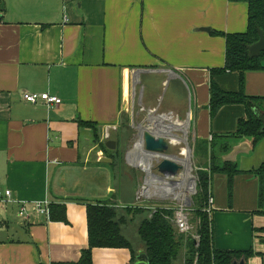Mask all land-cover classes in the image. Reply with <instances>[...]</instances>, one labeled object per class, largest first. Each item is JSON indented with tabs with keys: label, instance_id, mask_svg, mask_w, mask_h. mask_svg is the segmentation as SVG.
<instances>
[{
	"label": "crops",
	"instance_id": "obj_1",
	"mask_svg": "<svg viewBox=\"0 0 264 264\" xmlns=\"http://www.w3.org/2000/svg\"><path fill=\"white\" fill-rule=\"evenodd\" d=\"M3 2L0 184L14 198L0 202V264L77 263L89 248L87 205L132 206L136 195L125 194L124 186L127 181L141 183V177L131 175L137 169L127 155H120L119 164L112 166L113 160L94 143L89 130L79 128L80 122L98 124L106 146L110 135L117 134L123 114L130 119L137 107L161 106V94L158 104L149 94L162 84L173 118L186 115L194 143L212 141L214 136L219 142L221 136L236 132L239 120L247 118L244 106L223 107L211 118V71L224 68L226 62V40L214 33L246 32L248 5L229 0ZM214 80L223 91L240 89L239 74ZM178 88L184 92L182 100ZM26 93H49L62 104L54 109L32 105L24 101ZM245 94L264 98V71L246 74ZM180 102L183 112L177 108ZM112 141L119 147L124 140ZM228 142L232 146L228 154L244 143L250 147L236 159L241 171L264 163V139L256 145L249 138ZM119 165L123 166L120 191L113 185L112 169ZM259 187L257 177L238 175L230 198L228 177H211L215 247L252 249L255 256L247 264H264V203L259 202ZM41 201L65 205L68 223L51 222L35 213L26 221L19 217L22 203L31 210ZM92 259L93 264H130L131 253L95 249Z\"/></svg>",
	"mask_w": 264,
	"mask_h": 264
},
{
	"label": "trees",
	"instance_id": "obj_2",
	"mask_svg": "<svg viewBox=\"0 0 264 264\" xmlns=\"http://www.w3.org/2000/svg\"><path fill=\"white\" fill-rule=\"evenodd\" d=\"M232 3H246L248 5V27L244 33L225 34L214 33L226 40V62L224 68L211 71L210 103L211 118L226 106L242 105L246 108L247 118L238 122L236 132L227 136H214L212 141L194 143V157L200 162L197 171V193L193 197L190 212L196 224V235L179 234L173 222L175 208L171 206L134 204L118 208L111 204L100 203L87 205V223L89 248L82 253L77 263L52 264H93L92 254L95 249H126L131 253L133 264L139 253H145L150 264H233L244 259L248 261L255 256V252L218 250L215 247L214 231L211 216L206 212L211 194V177L223 174L228 177L229 197L233 195L235 177L249 175L260 181L259 202L264 203V163L257 169L243 172L236 162H221V157L227 155L232 146L229 138H249L254 145L264 139V98L250 97L245 94L246 74L264 71V52L259 57H251L249 48L259 41V30L264 33V0H229ZM4 12V2L0 0V15ZM227 73L240 76L238 92H226L215 83V77ZM121 128L129 129V117L123 114ZM81 130H89L95 144H98L106 157L113 160L116 166L120 155H112L105 143L101 141V127L94 122L79 124ZM120 129V128H119ZM118 129V131H119ZM117 131V133H118ZM124 133V132H123ZM119 135V134H118ZM121 136V135H120ZM123 137V136H122ZM120 140H122L119 137ZM119 140V142H121ZM116 154V152H115ZM118 154V153H117ZM119 157V159H118ZM51 222L68 223L65 205L51 204ZM134 228L138 236L135 246L130 241L128 233Z\"/></svg>",
	"mask_w": 264,
	"mask_h": 264
},
{
	"label": "rangeland",
	"instance_id": "obj_3",
	"mask_svg": "<svg viewBox=\"0 0 264 264\" xmlns=\"http://www.w3.org/2000/svg\"><path fill=\"white\" fill-rule=\"evenodd\" d=\"M164 81H162L163 83ZM159 84V83H158ZM160 90L155 88V91L150 92L149 96L150 98H154V102L158 104V98L157 95L161 94L162 96V104L161 106H156V109H148L145 106V109L143 107H137V110L135 111L134 115L131 116L129 119L130 122V128L129 129H123L119 127V131L117 134L112 133L110 135V138L107 140H114V139H123L121 146H116L115 150H111L113 153L116 152V155H127V160L129 164L136 168L137 170H134L131 172V175L134 177H141V183L135 182L132 184L127 181L128 184L124 186V189H126L125 194H129L132 192V194L136 195L135 197V203L139 205H149L151 207H155L156 205L161 206H171L175 209H179L181 207H186L187 214L189 216L190 224L193 227V231L191 236L196 235V226L193 222V214L190 212V208L193 204V197L197 193V171L200 168V162L195 159L194 157V139L192 135V131L190 130V126L188 128V131L186 134L182 132H174L175 135L180 140H186L185 143H183L182 146H171L169 152L166 154L168 157H179L181 153V148L186 147L187 149L190 148L191 155L189 159V166L191 171V177L192 180H185L184 183L175 185L177 177H169V176H162L158 174L157 172V166L159 163L162 162L161 159H153L149 160L144 155H141V153L136 149V146L138 142L141 140V137L139 136L141 134V128L147 129L150 133L155 134L159 130L158 127L166 126V122H162L160 119L161 117H173L170 106V96H166V90L167 88L164 87L162 84H160ZM172 88L170 89L171 92ZM177 92L179 94L178 99L182 100L184 98V92L180 88L177 89ZM148 96V97H149ZM151 98V99H152ZM169 98V99H168ZM189 107V102L187 103ZM177 105V104H176ZM178 110L184 111V103L180 102L177 105ZM139 109V110H138ZM174 110V109H173ZM183 114V113H182ZM182 122H188L186 119V115L183 114L181 119ZM124 132V133H123ZM119 134V135H118ZM121 135V136H120ZM123 136V137H122ZM159 136V135H156ZM165 137V136H164ZM168 142H170V137H165ZM120 140V139H119ZM117 144V143H116ZM124 148V149H123ZM118 153V154H117ZM159 156V155H157ZM125 158V157H124ZM145 158V159H144ZM145 160V161H144ZM120 161V160H119ZM127 162V163H128ZM126 163V164H127ZM151 163V169H146L144 166L145 164H148L150 166ZM119 164V163H118ZM182 166V165H181ZM183 167V166H182ZM114 170V187L119 188L120 186H123V176H121L123 172V166L119 165L117 167L112 168ZM141 172V173H140ZM138 173V174H137ZM185 173V168L180 171V175H183ZM155 179V181H154ZM171 182V183H170ZM170 183V184H168ZM180 183V182H178ZM172 184V185H171ZM139 194V196H137ZM110 202V199H108ZM130 241L133 245L138 244V236L135 232V229L132 228L130 232L128 233Z\"/></svg>",
	"mask_w": 264,
	"mask_h": 264
},
{
	"label": "water",
	"instance_id": "obj_4",
	"mask_svg": "<svg viewBox=\"0 0 264 264\" xmlns=\"http://www.w3.org/2000/svg\"><path fill=\"white\" fill-rule=\"evenodd\" d=\"M263 52H264V33L261 30H259V41L249 48V54L251 57H259L260 54ZM261 121L264 124V115H261ZM140 135H142L141 139L143 141V147L146 152H149L150 154H159V156L168 157V155L166 154L169 152L172 144L171 142H168L165 137L156 136L150 133L148 130H144V132ZM116 146L117 144L114 141H108L106 143V147L109 150H115ZM249 149L250 147L246 143L236 146L233 148L230 154L224 156L223 161L236 162V159L239 156V154L247 153ZM102 162L111 163L112 161L110 159H103ZM182 169L183 167L180 164L166 158H164L162 162L159 163L157 166L158 174L169 177H177ZM133 264H150V263L147 255L142 252L139 253ZM233 264H247V263L244 259H242L240 261H235Z\"/></svg>",
	"mask_w": 264,
	"mask_h": 264
},
{
	"label": "built area",
	"instance_id": "obj_5",
	"mask_svg": "<svg viewBox=\"0 0 264 264\" xmlns=\"http://www.w3.org/2000/svg\"><path fill=\"white\" fill-rule=\"evenodd\" d=\"M23 99L26 103L37 105L44 104L48 107V109H54L59 107L62 104V100L55 95H51L49 93L42 94H32L26 93L23 96ZM14 198V194L11 190L6 189L3 190L0 184V202L3 201H11ZM214 204L213 197H210L209 206L206 209V212L211 216L212 207ZM50 206L51 203L49 201H41L37 202L33 205L30 210L26 203H22L19 207V217L26 221L29 220L31 214H39L45 217L48 221L50 220ZM186 207H181L179 209H175L173 222L179 234H189L192 233L193 227L190 224L189 216L187 214Z\"/></svg>",
	"mask_w": 264,
	"mask_h": 264
},
{
	"label": "bare ground",
	"instance_id": "obj_6",
	"mask_svg": "<svg viewBox=\"0 0 264 264\" xmlns=\"http://www.w3.org/2000/svg\"><path fill=\"white\" fill-rule=\"evenodd\" d=\"M162 122H166V126H161L158 127L159 130L156 132V135H162V136H167L170 137V142L172 144V146H182L183 143L186 142V140H180L177 135H175L174 132H182L184 134L187 133L188 131V124L186 122H182L178 119H175L173 117H161L160 119ZM146 128V127H145ZM145 128H141V134L144 132ZM147 130V129H146ZM155 135V134H154ZM142 138V135H140ZM143 141L142 139L138 142L136 149L139 152H142V155H144L145 157H147L148 161L153 160V159H161V158H166L169 160H172L180 165H182L185 168V173L183 175H178L176 178V183L175 185L178 184H182V182L184 183L185 180H192L193 178L191 177V171H190V166H189V159H190V155H191V151L190 149L186 148V147H182L181 148V153L179 157H166V156H157L159 154H150L149 152H146L145 149H143ZM146 169H151V163L150 166H148V164H145L144 166ZM155 181V179H154ZM180 182V183H178ZM171 183V182H170ZM168 183V184H170ZM172 185V184H171Z\"/></svg>",
	"mask_w": 264,
	"mask_h": 264
}]
</instances>
